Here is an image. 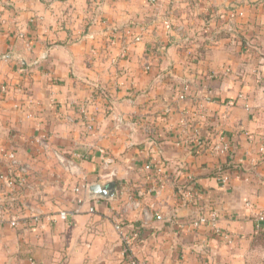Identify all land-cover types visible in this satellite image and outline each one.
Here are the masks:
<instances>
[{
    "label": "crops",
    "instance_id": "obj_1",
    "mask_svg": "<svg viewBox=\"0 0 264 264\" xmlns=\"http://www.w3.org/2000/svg\"><path fill=\"white\" fill-rule=\"evenodd\" d=\"M42 133L66 158L84 155L73 173L35 152ZM219 133L226 156L212 150ZM8 150L31 177L28 189L2 185L16 210L0 226V264H127L117 222L140 232V264H245L264 229V0H0L1 172ZM147 164L163 165L164 183ZM111 181L115 198L90 200ZM211 209L228 238L191 224Z\"/></svg>",
    "mask_w": 264,
    "mask_h": 264
},
{
    "label": "built area",
    "instance_id": "obj_2",
    "mask_svg": "<svg viewBox=\"0 0 264 264\" xmlns=\"http://www.w3.org/2000/svg\"><path fill=\"white\" fill-rule=\"evenodd\" d=\"M148 3L151 5H156L158 0H148ZM242 12H233L231 18L243 17ZM135 41H140V36L135 38ZM120 56L124 58L126 56V51L121 50ZM6 89L3 87L1 89V93H5ZM191 92L190 85H186L181 92L179 99L186 100L188 95ZM98 109L92 113L88 114V119L86 122V130L89 133H94L96 131V113ZM181 126L183 129V133L188 134L189 126L188 122L185 118L186 114L182 115ZM31 146L35 148L36 153H40L43 155L48 154L49 152L54 151L53 149V138L52 135L49 133H42L33 138L30 142ZM213 152L218 156H226L228 155L231 150L232 146L231 143L228 141L227 137L223 133H219L217 138L215 139L212 145ZM54 156L59 162V164L64 168L65 171H69L73 173L72 169L76 166L77 159L83 158L84 155L81 153L75 152L72 154L70 159L66 158L61 152L54 151ZM2 155L4 158L7 159L9 163V170L7 172L0 171V226L3 225L5 222V215L11 213L16 210L15 199L8 198L6 200L2 199L1 188L2 185H5L11 189H15L19 191L21 189H28L30 186V177H31V168L30 165L20 164L17 160V155L14 150L2 151ZM145 169L147 171H153L160 178V181L164 183L165 179V172L163 165L157 164H147ZM229 176L223 175L220 177V181L222 186L225 187L229 182ZM161 183V185H163ZM160 188H163L161 186ZM75 192L80 194L81 189L80 187H76ZM150 193H154V189L149 191ZM188 200L192 201L195 198V194L192 191L187 192L185 196ZM95 203H99L101 199H95ZM85 202L84 199H79L78 203L82 204ZM66 212L60 213L61 220H66ZM218 212L216 209H211L206 215H201L198 218L192 220L191 224L195 227L199 226H211L212 229L220 236L228 238L227 234L222 231L217 225L218 222ZM157 219L161 220L162 217L157 215ZM9 225L12 228H19L20 220L16 216L9 219ZM34 222L40 223V219L38 217L35 218ZM115 230L117 231L120 240L122 242V253L124 257L128 258L127 264H140L133 254V247L134 245L140 240L141 235L140 232L137 230H133L131 232H127L123 226L117 222L115 225ZM264 228V210L258 212L256 214V230L259 232ZM34 264V263H33Z\"/></svg>",
    "mask_w": 264,
    "mask_h": 264
},
{
    "label": "rangeland",
    "instance_id": "obj_3",
    "mask_svg": "<svg viewBox=\"0 0 264 264\" xmlns=\"http://www.w3.org/2000/svg\"><path fill=\"white\" fill-rule=\"evenodd\" d=\"M245 264H264V229L252 242L251 250L247 253Z\"/></svg>",
    "mask_w": 264,
    "mask_h": 264
},
{
    "label": "water",
    "instance_id": "obj_4",
    "mask_svg": "<svg viewBox=\"0 0 264 264\" xmlns=\"http://www.w3.org/2000/svg\"><path fill=\"white\" fill-rule=\"evenodd\" d=\"M117 185L114 181L104 185L96 184L89 188V197L91 200L101 199L109 200L116 197Z\"/></svg>",
    "mask_w": 264,
    "mask_h": 264
}]
</instances>
